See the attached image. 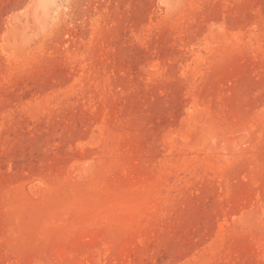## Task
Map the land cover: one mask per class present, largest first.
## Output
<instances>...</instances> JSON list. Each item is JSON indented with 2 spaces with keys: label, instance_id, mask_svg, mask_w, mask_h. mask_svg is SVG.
Returning a JSON list of instances; mask_svg holds the SVG:
<instances>
[{
  "label": "rangeland",
  "instance_id": "obj_1",
  "mask_svg": "<svg viewBox=\"0 0 264 264\" xmlns=\"http://www.w3.org/2000/svg\"><path fill=\"white\" fill-rule=\"evenodd\" d=\"M0 264H264V0H0Z\"/></svg>",
  "mask_w": 264,
  "mask_h": 264
}]
</instances>
